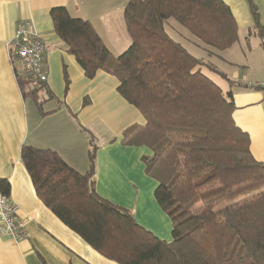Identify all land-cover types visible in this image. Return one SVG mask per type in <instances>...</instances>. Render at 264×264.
Returning a JSON list of instances; mask_svg holds the SVG:
<instances>
[{"label": "trees", "instance_id": "obj_1", "mask_svg": "<svg viewBox=\"0 0 264 264\" xmlns=\"http://www.w3.org/2000/svg\"><path fill=\"white\" fill-rule=\"evenodd\" d=\"M247 1L252 29L262 37L257 10ZM49 16L84 77L98 71L113 76L116 92L142 115L144 124L126 129L120 141L151 152L142 158L144 173L156 183L153 198L170 220L171 240L98 195L97 147L91 141L84 172L49 149L21 147L20 162L42 204L116 264H264V164L253 159L247 134L232 120L231 88L237 83L190 54L164 27L173 20L198 43L223 52L238 41L230 8L222 0H128L123 20L130 43L116 57L89 22L72 18L64 7L50 9ZM11 63L22 98L43 115L40 95L51 101L54 96ZM64 82L66 92L65 72ZM0 193L9 194L5 180Z\"/></svg>", "mask_w": 264, "mask_h": 264}, {"label": "crops", "instance_id": "obj_2", "mask_svg": "<svg viewBox=\"0 0 264 264\" xmlns=\"http://www.w3.org/2000/svg\"><path fill=\"white\" fill-rule=\"evenodd\" d=\"M127 1L0 0V180L8 182L9 200L17 207V217L25 222L18 242L0 236V264H116L92 250L38 199L20 162L24 145L54 151L69 166L84 172L91 141L97 147L94 178L98 195L131 211L136 222L158 238L171 239L170 220L153 198L156 183H148L144 177L142 158L151 152L146 147L123 146L120 141L126 129L144 124L142 115L116 92L118 82L113 76L98 71L92 79L84 77L74 57L54 34L49 16L50 9L64 7L72 18L89 22L109 53L116 57L130 43L123 20ZM222 1L231 10L238 35L259 39L257 44L239 45L240 60L235 56L216 58L232 68L231 72L213 65L237 83L231 88L232 120L247 134L253 159L264 164V32L260 37L252 29L247 0ZM251 2L264 31V0ZM120 15L124 38L116 27ZM23 21L32 23L47 49L46 88L55 100L40 95L44 113L41 116L31 101L22 98L10 61L9 43L16 26ZM237 45L222 53L229 54ZM251 67L247 75L245 71ZM64 72L68 80L66 92Z\"/></svg>", "mask_w": 264, "mask_h": 264}, {"label": "built area", "instance_id": "obj_3", "mask_svg": "<svg viewBox=\"0 0 264 264\" xmlns=\"http://www.w3.org/2000/svg\"><path fill=\"white\" fill-rule=\"evenodd\" d=\"M46 44L29 21L19 22L9 43L10 61L27 74L32 85L46 84ZM13 65V64H12ZM264 87V82L262 83ZM25 222L17 217V207L9 197L0 193V236L18 242L24 233Z\"/></svg>", "mask_w": 264, "mask_h": 264}, {"label": "rangeland", "instance_id": "obj_4", "mask_svg": "<svg viewBox=\"0 0 264 264\" xmlns=\"http://www.w3.org/2000/svg\"><path fill=\"white\" fill-rule=\"evenodd\" d=\"M116 27H117L119 33L122 35V37L123 38L126 37V34L123 30V21H122L121 15L119 16V22L117 23ZM164 27H165V31H166L167 35L171 39L182 44V46H184L185 49L190 54H192L196 58L203 59V60L208 61L212 64H218L222 68H225V70H227L228 72H231L232 68L223 66L222 64L219 63V61L216 58H223V57L233 58L235 56L236 60H240L241 56H242L240 46L246 47V45H248V44H257L259 42V39L257 37H255L254 35L245 36L242 33H239L238 41L236 42L238 45L234 48V50H232V52L224 55L222 52H218L212 48L203 46L202 44L198 43L192 36H190L187 33L186 30H184L177 22H175L173 20L166 21L164 24ZM215 55L217 57H215ZM257 68H260V62H258ZM252 69H253V67H251L249 70H246L245 73H247V75H250L249 73ZM212 78L214 81L217 82V84L221 88L225 87L224 82L219 77L213 76ZM41 98H42V96H41ZM28 105H30L33 108L32 104L30 102L28 103ZM144 177H145L146 182L152 183V184L155 183V181L152 178H150L149 176L145 175ZM169 235L171 237V231H169Z\"/></svg>", "mask_w": 264, "mask_h": 264}]
</instances>
